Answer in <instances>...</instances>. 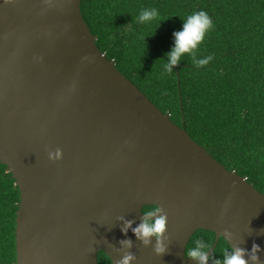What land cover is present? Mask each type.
Returning <instances> with one entry per match:
<instances>
[{
	"label": "water",
	"instance_id": "1",
	"mask_svg": "<svg viewBox=\"0 0 264 264\" xmlns=\"http://www.w3.org/2000/svg\"><path fill=\"white\" fill-rule=\"evenodd\" d=\"M0 162L20 190L16 264H199L198 229L216 234L207 258L223 237L264 264V193L117 68L81 0H0ZM146 205L167 217L161 255L133 231Z\"/></svg>",
	"mask_w": 264,
	"mask_h": 264
},
{
	"label": "trees",
	"instance_id": "2",
	"mask_svg": "<svg viewBox=\"0 0 264 264\" xmlns=\"http://www.w3.org/2000/svg\"><path fill=\"white\" fill-rule=\"evenodd\" d=\"M151 8L164 19L161 25L138 23L140 13ZM201 10L214 26L198 45L197 59H213L197 67L184 54L171 73H164L173 33ZM81 12L99 48L122 73L220 163L264 193V0H81ZM19 202V187L0 162V264L17 262ZM215 238V232L198 229L186 255L199 243L208 251ZM225 248L232 251L220 237L206 264L223 261ZM98 261L112 264L104 251Z\"/></svg>",
	"mask_w": 264,
	"mask_h": 264
},
{
	"label": "clouds",
	"instance_id": "3",
	"mask_svg": "<svg viewBox=\"0 0 264 264\" xmlns=\"http://www.w3.org/2000/svg\"><path fill=\"white\" fill-rule=\"evenodd\" d=\"M154 20L159 21L160 25L164 21L156 8L144 9L137 18V22L141 24ZM213 26L212 18L206 11L201 10L189 15L186 20H184L182 30L173 33L175 43L171 51L166 53L168 61L163 64V72L171 73L173 67L179 65L181 57L184 54L190 55L192 62L197 67L207 65L213 59V56L209 55L206 58L197 59V49L198 45L205 39L206 33L210 31ZM49 155L51 159H58L61 156V152L57 149L54 153H50ZM159 212H161L159 206L146 211L145 218L142 219V222L134 228L133 231L137 238L141 239L145 245L150 244L151 238L155 236L157 238V243L154 251L158 255H161L167 251L163 243V234L166 231L167 217L166 215H156V213ZM131 224V221H127L122 231L126 232L127 228L131 227ZM120 243L129 248L132 246L130 240H124ZM260 250V245L255 242L252 245L251 251L232 245V251L229 252L228 249L225 248L223 261L217 260L215 264H260V259L257 255ZM187 255L193 259H197L200 264H206L207 250L204 249L202 243L190 247ZM134 259L135 255L128 252L125 253L120 260L116 261L115 264H131V261Z\"/></svg>",
	"mask_w": 264,
	"mask_h": 264
}]
</instances>
